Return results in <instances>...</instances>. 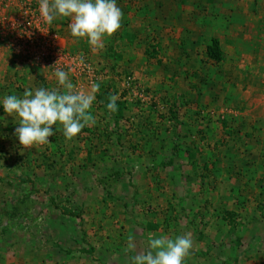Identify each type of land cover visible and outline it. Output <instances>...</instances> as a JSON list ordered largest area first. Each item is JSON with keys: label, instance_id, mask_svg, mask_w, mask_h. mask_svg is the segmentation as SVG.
Here are the masks:
<instances>
[{"label": "rangeland", "instance_id": "obj_1", "mask_svg": "<svg viewBox=\"0 0 264 264\" xmlns=\"http://www.w3.org/2000/svg\"><path fill=\"white\" fill-rule=\"evenodd\" d=\"M148 1L153 21L137 32L121 24L102 48L73 37L70 18L52 21L88 65L82 75L66 72L75 90L94 95V123L72 140L57 123L50 143L27 149L14 135L19 121L0 123V264H130L128 244L143 251L150 234H190L183 264H264V80L232 86L225 73L237 66L200 58L214 40L198 49L199 61L183 55L185 37L203 42L210 29L188 11L212 17L219 0ZM221 3L264 8V0ZM179 5L187 12L162 16ZM40 80L28 89L60 87L55 76Z\"/></svg>", "mask_w": 264, "mask_h": 264}, {"label": "clouds", "instance_id": "obj_2", "mask_svg": "<svg viewBox=\"0 0 264 264\" xmlns=\"http://www.w3.org/2000/svg\"><path fill=\"white\" fill-rule=\"evenodd\" d=\"M39 6L44 22L51 24L57 16L68 17L71 35L86 38L89 45L97 48L103 47L105 36L110 37L121 28L123 13L116 0H39ZM54 76L58 88L26 89L22 97L5 95L0 101L7 115L19 118L14 135L26 149L50 143L49 137L56 134L53 126L57 123L62 126V135L67 140L94 123L90 112L94 95L75 90L68 72L60 67L55 68ZM92 87L97 89L98 85ZM107 108L110 112L117 110L115 96L110 97ZM192 247L190 234L175 238L150 234L143 251H136L131 242L128 244V249L135 252L130 264H183Z\"/></svg>", "mask_w": 264, "mask_h": 264}, {"label": "crops", "instance_id": "obj_3", "mask_svg": "<svg viewBox=\"0 0 264 264\" xmlns=\"http://www.w3.org/2000/svg\"><path fill=\"white\" fill-rule=\"evenodd\" d=\"M132 1L133 3L134 1L137 2L135 5L131 6L129 4L131 0H118L117 5L123 13L121 21V24L124 25L123 27L125 28L130 26L131 30L137 32L139 28H145V25L153 20H151L152 15L146 7L147 5H150L148 0ZM210 1L213 2L217 0ZM219 1H217L218 3L216 6L218 11H216L212 17H210V13L205 9L198 8L197 11H193L192 9L191 12L188 11V14L190 13L192 17L196 16V18L200 20L197 21L200 29L202 26L206 25L207 27L209 26L211 30L209 29V33L203 42H201L196 36L193 38L194 40H192L191 37H185L183 39V43L181 44L184 47L183 49L185 53L182 54L186 57H190V59L192 58L191 62L197 61L198 59H195L198 58V55L200 54L198 49L203 48L202 44H204V46L208 44L209 46V44L212 43V40L218 39L220 41L225 62L237 66L235 69L234 67H229L228 72H224L225 74L230 75V80L232 79V86L235 87L234 84H237L238 86L244 79L246 80L248 78L249 80L253 79L255 81V79H258L259 81H263L264 24H262L260 20L264 17V8H252L251 10H248L245 6H238L229 10L226 7H222V3L219 5ZM157 3L158 1L154 4ZM210 5L212 6V3ZM171 10H169V12L164 9V15L160 14V12L158 13L160 15L154 13V21L156 20V17L161 15L166 18L168 16H174V14H176V16L183 15L184 12H187V9H184V6L182 5H179L177 9L171 8ZM239 10H241L242 14L238 17V19L234 20V16L236 13L238 14ZM4 12L6 11H3V15L5 14ZM221 14H228L230 16L228 21L225 19L220 22L219 17ZM199 30H197L196 33L201 32ZM188 41H191L189 45ZM171 42L176 43L174 40ZM63 44L66 48L71 46L68 39L64 37ZM206 49L207 48L204 49V53L200 54V58H207L209 56ZM235 56L237 57L234 59ZM231 57L233 58L231 59ZM200 63H203V60H201ZM53 76L54 74L49 70L21 63V61L8 47L0 46V96L6 93V95H8V92H11V95L23 96L24 91L28 89L26 83L38 84V80H47L49 78H53ZM258 84L259 83H257V85ZM6 88L9 90L6 91ZM35 89L31 88L30 90ZM4 120L6 122L5 126L12 127L13 123L19 121V118L8 116L5 119H2L1 117L0 123Z\"/></svg>", "mask_w": 264, "mask_h": 264}, {"label": "built area", "instance_id": "obj_4", "mask_svg": "<svg viewBox=\"0 0 264 264\" xmlns=\"http://www.w3.org/2000/svg\"><path fill=\"white\" fill-rule=\"evenodd\" d=\"M3 11H6L4 15ZM0 15L4 21L0 26V46L8 47L21 63L53 74L56 67L79 75L88 68L87 64L83 68L80 56L66 48L53 24L43 21L39 0H0ZM96 79L95 75L91 76L90 83L95 84Z\"/></svg>", "mask_w": 264, "mask_h": 264}, {"label": "trees", "instance_id": "obj_5", "mask_svg": "<svg viewBox=\"0 0 264 264\" xmlns=\"http://www.w3.org/2000/svg\"><path fill=\"white\" fill-rule=\"evenodd\" d=\"M208 52H209V56L213 59V60H215V61H217V62H219V61H221V60H223V57H224V55H223V51H222V48H221V46H220V41L218 40V39H214V41H213V44L212 45H210V47L208 48ZM210 89H212V86H213V82L212 83H210V82H207V84H206ZM211 86V87H210ZM109 99H110V97H108L107 98V104H108V102H109ZM120 110V109H119ZM177 111H175V113H174V115L172 116V118L173 119H176V120H178L179 118L178 117H176L175 115L177 114L176 113ZM112 114H116L117 115V113L116 112H112ZM229 122V119H225V122L223 123V125H224V131H225V133L226 134H228V135H230L231 134V132L232 131H228L230 128H231V126H229L230 124L228 123ZM231 122V121H230ZM232 124V123H231ZM233 125V124H232ZM206 128V127H205ZM190 130H192L191 128L189 129V131ZM238 133H240V134H244V132L242 131V130H240V131H237ZM180 135H182V134H176V138L178 137H180ZM247 135V134H246ZM183 136V135H182ZM185 136V138H188L189 136H188V134H186V135H184ZM172 138V137H171ZM176 140V139H175ZM227 141V140H226ZM165 142V141H164ZM221 143L222 144H226V142H225V139H224V137H222V139L220 140H218V142H217V144H220L221 145ZM161 149H163V146L161 147ZM231 154H232V152H231ZM161 159V162L163 163V164H166L168 161H164V159H162V158H160ZM172 163V159H169V162H168V164H171ZM216 163V162H215ZM218 163L220 164L221 162H220V159H218ZM227 169L228 170H231V172H229V173H233L234 172V170L232 169V168H229L228 166H227Z\"/></svg>", "mask_w": 264, "mask_h": 264}]
</instances>
